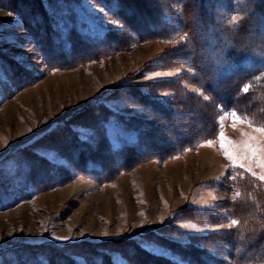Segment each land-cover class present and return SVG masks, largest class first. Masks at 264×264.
I'll return each mask as SVG.
<instances>
[{
    "label": "rangeland",
    "instance_id": "374dc122",
    "mask_svg": "<svg viewBox=\"0 0 264 264\" xmlns=\"http://www.w3.org/2000/svg\"><path fill=\"white\" fill-rule=\"evenodd\" d=\"M38 1L53 38L72 26L89 38L108 32L121 45L60 67L38 43L41 29L23 22L15 0H0V264H136L132 250L186 264L180 251L188 237L236 228L231 174L246 171L226 169L231 162L217 136L211 145L200 141L122 167L119 151L134 133L114 118L160 119L135 104L132 93L174 107L173 122H182L186 134L207 126L213 110L217 132L239 151L248 135H260L255 110L224 109L213 101L174 0L165 15L172 33L144 41L113 27L110 22L121 21L95 0ZM248 86L249 93L256 89ZM196 101L199 107L192 106ZM233 111L244 122L233 120ZM253 171L264 175L257 165Z\"/></svg>",
    "mask_w": 264,
    "mask_h": 264
},
{
    "label": "trees",
    "instance_id": "16d2710c",
    "mask_svg": "<svg viewBox=\"0 0 264 264\" xmlns=\"http://www.w3.org/2000/svg\"><path fill=\"white\" fill-rule=\"evenodd\" d=\"M95 1L110 7L126 28L127 35L136 39L165 38L172 33L165 16L172 0H164L161 4H157L158 0ZM38 2L15 0V6L22 12L25 24L32 25L38 32L41 29L38 43L51 60L56 57L58 66L74 67L121 45L118 38H113L108 32L89 38L72 26L67 28L66 36L57 34L53 38L52 22L42 15ZM174 2L180 7L181 33L186 35L192 51H196L192 53L195 65L213 101L224 109H238L239 112L252 108L256 121L264 126V0ZM231 14L237 17H231ZM245 85H254L256 89L243 93L241 90ZM120 91L116 93L120 94ZM132 95L135 104L145 105L155 119H160L146 120L151 122L148 124L139 119L115 116L121 130L134 133V138L119 151L122 153V167L169 157L216 136L217 129L211 115L213 110L206 116L207 126L200 131L193 127V132L186 134L182 122H173L177 117L176 111L172 110L174 107L148 101L141 94ZM132 95L128 97L133 99ZM192 106L199 107L197 101ZM88 111H82L84 116ZM160 121L165 124L163 127H169L167 131L162 129L165 134L161 133ZM191 122L193 120L186 123L189 129ZM231 180L234 192L240 193L231 204L233 217L239 223L233 230L188 237L180 251L186 264H264V184L248 173L236 170L231 174ZM130 255H134L136 264H174L147 253L138 254L136 250H132ZM102 264L108 263L103 260Z\"/></svg>",
    "mask_w": 264,
    "mask_h": 264
},
{
    "label": "snow or ice",
    "instance_id": "6c2138e0",
    "mask_svg": "<svg viewBox=\"0 0 264 264\" xmlns=\"http://www.w3.org/2000/svg\"><path fill=\"white\" fill-rule=\"evenodd\" d=\"M110 24L113 27L119 26L123 28L122 24H113L112 22H110ZM180 39H184V37H181ZM20 63L23 62L21 61ZM241 91L243 93H247L249 91V86L245 85ZM231 115L233 120H240L241 122H244L241 117L237 115L236 111H233ZM222 118L223 117H221V119ZM255 131L260 135H248V138L243 142L239 151H237V149L233 146V143L229 141L223 131L216 133V136L220 141V149L222 154L227 158V160L231 162L229 165L225 166L226 169L240 168L244 169L247 173H250L253 177L258 176V173L253 171V165L264 168V126L255 128ZM208 144L211 145L212 141L209 140ZM241 161L250 163H244ZM258 178L260 181L264 182V175H259ZM236 195L239 196L240 193L237 192ZM238 223L239 221L236 219L231 221L232 226H235ZM57 239L66 240L69 239V237H57Z\"/></svg>",
    "mask_w": 264,
    "mask_h": 264
}]
</instances>
